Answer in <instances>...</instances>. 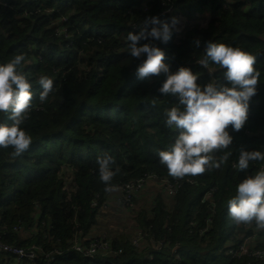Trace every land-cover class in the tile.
Listing matches in <instances>:
<instances>
[{
	"label": "trees",
	"instance_id": "trees-1",
	"mask_svg": "<svg viewBox=\"0 0 264 264\" xmlns=\"http://www.w3.org/2000/svg\"><path fill=\"white\" fill-rule=\"evenodd\" d=\"M166 1L149 0L151 7L143 12L137 8L141 0H0V63L23 53L22 70L33 85L22 125L30 144L19 156L10 147L0 148V234L5 243L40 248L32 262L2 253L0 264H264L227 254L229 241L254 228V223L232 220L227 200L245 175L264 168V160L250 161L246 170L231 167L241 148L264 151V0H171L189 17L212 6L208 25L189 29L178 44L153 41L164 50L171 71L183 65L198 75V83L222 80L223 69L210 61V73L198 63L205 42L213 40L248 51L259 73L249 101L251 115L239 130L229 125L230 144L212 153L223 163L184 177L170 176L158 156L178 134L165 123V112L177 97L158 91L163 72L138 79L139 60L127 51L131 23H144ZM41 75L53 80L43 102ZM0 120L10 122L6 115ZM106 154L114 161L110 185L149 173L192 180L181 184L171 203L158 200L152 217H137L148 240L140 251L131 238L117 242L109 237L112 251L99 252L92 261L71 245L75 238L84 244L97 238L90 230L107 198L97 158ZM94 200L98 207L91 206ZM148 254L154 259L146 261Z\"/></svg>",
	"mask_w": 264,
	"mask_h": 264
},
{
	"label": "clouds",
	"instance_id": "clouds-1",
	"mask_svg": "<svg viewBox=\"0 0 264 264\" xmlns=\"http://www.w3.org/2000/svg\"><path fill=\"white\" fill-rule=\"evenodd\" d=\"M175 24V18L171 21H162L157 16L146 18L139 31L127 33V51L139 60L135 68L138 79L163 72L165 78L158 91L177 97L178 103L165 112V123L178 130V134L158 156L170 176L184 177L218 168L223 163V157L217 161L212 153L230 144L229 125L239 130L247 119L259 73L253 67L255 57L248 51L213 40L205 42L204 56L198 63L208 68L211 61L223 69L222 80L212 77L207 83H198V75L183 65L171 71L164 60V50L153 41L167 42ZM194 43L198 47L199 39ZM24 60V54L19 53L0 63V115H6L10 121L0 120V148L10 147L14 156L22 154L31 142V136L22 127L33 96L31 80L22 70ZM38 84L39 99L43 102L53 90V80L41 75ZM256 160H264V151L241 148L235 167L246 170L249 162ZM97 163L99 178L105 190H110L114 187L110 185L115 175L113 158L106 154L98 157ZM227 212L236 224L254 222L258 229H264V168L240 180L235 194L227 200Z\"/></svg>",
	"mask_w": 264,
	"mask_h": 264
},
{
	"label": "built area",
	"instance_id": "built-area-1",
	"mask_svg": "<svg viewBox=\"0 0 264 264\" xmlns=\"http://www.w3.org/2000/svg\"><path fill=\"white\" fill-rule=\"evenodd\" d=\"M148 1L149 0H141V3L137 8L143 12L149 10L151 5L150 3L148 4ZM166 2L167 3H165L164 5L162 3L161 11L154 16L159 17V19L162 21H171L173 18H175L176 24L173 28L170 38V41H172L173 43L178 44L180 40L184 38L189 29L195 27H205L212 20L210 6L203 7L202 11H195L192 16L189 17L185 15L180 8L178 9V7L171 4V0H167ZM150 17L152 16H148L147 18ZM143 24L144 23H141V21L138 24L132 22L129 28L134 32L139 31L140 27H142ZM247 115L250 116L251 112L248 111ZM150 178L158 179L162 185V190L169 197L173 196L176 193L177 189L181 186L182 183L191 182L192 180L189 178H174L170 180L168 178L166 179V177L159 178L154 173H149L145 174L144 176L138 177L133 181L111 184L114 187H112L110 190H105V193L108 194L112 190H117L119 203H121L122 206H127L131 203V200H133L136 193L143 188L145 181ZM209 196L210 192H207L205 194V198L207 199ZM91 206L98 207L99 202L94 200L91 202ZM253 225L254 228H252V231L250 233L241 235L236 242L229 241L230 244L227 247V254L234 258H239L242 256L253 257L257 262H261L264 260V235L260 233L261 231L263 232L264 229H258L255 223ZM14 229L18 228L15 227ZM204 230H206V228L202 231ZM147 241L148 240L146 236L140 229L135 230V232L131 235V245L138 251H140L144 247ZM160 246L161 242H158L157 247ZM71 247L74 251L92 261L95 260V255L99 252L108 253L112 251L110 242L106 237H97L87 242L86 244L79 241L78 238H75ZM176 248L177 246L173 245L172 252L175 256L178 257V253L175 252ZM38 251H40V248L34 245L19 246L15 244L5 243L2 240L0 234V254H8L9 256L14 258L11 260L17 262H32L36 259ZM120 252L121 250L118 249L116 251H113V254H119ZM45 256L48 257V254H46ZM154 257V254H148L146 261L152 260L154 259ZM136 264H145V262L142 261Z\"/></svg>",
	"mask_w": 264,
	"mask_h": 264
},
{
	"label": "crops",
	"instance_id": "crops-1",
	"mask_svg": "<svg viewBox=\"0 0 264 264\" xmlns=\"http://www.w3.org/2000/svg\"><path fill=\"white\" fill-rule=\"evenodd\" d=\"M158 200L165 205L172 202L156 178L147 179L143 188L136 193L133 201L127 206H122L119 203L117 190L110 191L104 205L98 210L99 214L90 230L91 236L110 237L112 241L122 242L129 240L137 229L144 232L138 226L137 217L139 215L152 217V209L157 206ZM110 240L109 242H111Z\"/></svg>",
	"mask_w": 264,
	"mask_h": 264
},
{
	"label": "rangeland",
	"instance_id": "rangeland-1",
	"mask_svg": "<svg viewBox=\"0 0 264 264\" xmlns=\"http://www.w3.org/2000/svg\"><path fill=\"white\" fill-rule=\"evenodd\" d=\"M210 6V8H212V6L211 5H209ZM212 73H213V71H212ZM235 166V161H232L231 162V167L233 168ZM133 200H131V202H132ZM104 205V203L101 205V206H103Z\"/></svg>",
	"mask_w": 264,
	"mask_h": 264
}]
</instances>
